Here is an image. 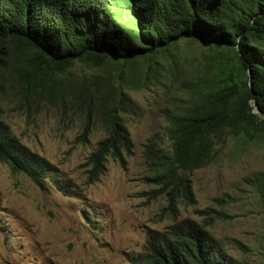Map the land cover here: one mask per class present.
<instances>
[{
	"label": "trees",
	"instance_id": "1",
	"mask_svg": "<svg viewBox=\"0 0 264 264\" xmlns=\"http://www.w3.org/2000/svg\"><path fill=\"white\" fill-rule=\"evenodd\" d=\"M180 42H195L213 55L205 58L193 83L181 85L187 96L183 106L166 111L169 148L148 139L144 158L152 171L147 181L168 196L169 210L175 211L178 199L192 205L189 176L214 161L217 145L230 139L244 147L264 138V119L250 106L254 99L264 115V0H0V106L14 90L22 91L25 100L63 94L62 76L75 62L128 70L133 84H106L97 100L104 107L99 121L106 136L87 159L86 182L93 184L104 174L109 156L125 167L133 153L120 114H136L137 105L125 89L148 85L136 84L140 65L156 71V58ZM168 68L172 72L175 64ZM84 87L74 91L90 98L92 91ZM92 124L84 120L81 142H87ZM0 161L38 185L51 169L1 121ZM248 184L261 200L264 226V172ZM214 201L218 207L204 209L203 226L183 220L151 232L145 251L129 263L244 264L206 230L233 218L225 210L229 199Z\"/></svg>",
	"mask_w": 264,
	"mask_h": 264
},
{
	"label": "rangeland",
	"instance_id": "2",
	"mask_svg": "<svg viewBox=\"0 0 264 264\" xmlns=\"http://www.w3.org/2000/svg\"><path fill=\"white\" fill-rule=\"evenodd\" d=\"M212 55L195 42H180L156 58V71L140 65L136 84L148 85L125 89L137 105L136 114H120L133 153L125 168L109 158L104 174L90 185L87 158L106 135L99 121L104 107L97 100L106 84H133L131 73L114 65L92 68L75 62L62 76L63 94L25 100L22 91H12L0 106V121L51 169L38 185L0 161V264H129L133 255L144 252L149 232L183 219L203 225L204 209L217 208L218 198L229 199L225 210L233 218L206 230L237 260L264 264L262 203L248 184L264 172V138L244 147L230 139L217 145L214 161L189 176L194 205L177 202L175 211L169 210L168 196L147 181L152 171L144 144L155 138L169 148L166 111L183 106L187 96L181 85L193 83ZM170 64H175L172 72ZM74 85L93 95H81ZM85 119L93 128L88 141L81 142Z\"/></svg>",
	"mask_w": 264,
	"mask_h": 264
},
{
	"label": "clouds",
	"instance_id": "3",
	"mask_svg": "<svg viewBox=\"0 0 264 264\" xmlns=\"http://www.w3.org/2000/svg\"><path fill=\"white\" fill-rule=\"evenodd\" d=\"M124 125H125V124H124ZM125 127H126V126H125ZM126 129H127V128H126ZM127 131H128V130H127ZM128 133H129V131H128ZM105 136H106V135H105ZM105 136H104V137H105ZM129 136H130V134H129ZM104 137H103V138H104ZM130 138H131V137H130ZM15 139H16V138H15ZM17 141H18V140H17ZM87 141H88V140H87ZM131 141H132V140H131ZM18 142L20 143V141H18ZM132 143H133V142H132ZM20 144H21V143H20ZM96 147H97V146H96ZM133 148H134V146H133ZM95 149H96V148H95ZM36 156H37V155H36ZM128 157H129V156H128ZM109 158H111L113 161H115L112 157L109 156V157L107 158V162H108V159H109ZM126 158H127V157H126ZM87 159H88V158H87ZM44 161H45V160H44ZM45 162H46V161H45ZM107 162H106V164H107ZM115 162H117V161H115ZM86 163H87V162H86ZM117 163H118V162H117ZM118 164H119V163H118ZM105 166H106V165H105ZM125 166H126V165H125ZM87 167H88V166H87ZM120 167H122V166H120ZM122 168H125V167H122ZM87 170H88V169H87ZM105 171H106V170H105ZM19 173H21V172H19ZM48 173H49V172H48ZM48 173L46 174V176L44 177V179L47 177ZM23 174H24V173H23ZM24 175H25V174H24ZM102 175H103V174H102ZM27 177H28V176H27ZM28 178H29V177H28ZM99 178H100V176H99ZM99 178H98V179H99ZM29 179H30V178H29ZM30 180H31V179H30ZM31 181H32V180H31ZM97 181H98V180H97ZM97 181H96V182H97ZM32 182H33V181H32ZM94 183H95V182H94ZM94 183H93V184H94ZM89 185H90V184H89ZM194 199H195V198H194ZM177 202H182V203H184V202L182 201V199H180V200L178 199ZM177 202H176V203H177ZM176 203H175V207H176ZM194 203H195V201H194ZM184 204H185V203H184ZM185 205H186V204H185ZM192 205H194V204H192ZM187 206H190V205H187ZM168 207H169V204H168ZM202 215H203V214H202ZM203 219H204V217H203ZM183 220H190V219H183ZM183 220H181V221H183ZM190 221L195 222L196 224L201 225L200 223H198V222H196V221H193V220H190ZM179 222H180V221H179ZM176 223H178V222H176ZM176 223H175V224H176ZM173 225H174V224H173ZM173 225H171V226H173ZM203 225H204V224H203ZM203 225H202V226H203ZM171 226H169V227H171ZM169 227H168V228H169ZM168 228H166V229L163 230V231H166ZM206 228H207V227H206ZM151 232H162V231H151ZM151 232H149V233H151ZM207 232H208V231H207ZM208 233H209V232H208ZM209 234H210V233H209ZM147 236H148V234H147ZM146 245H147V239H146ZM145 248H146V247H145ZM144 251H145V250H144ZM141 254H142V253H141ZM228 254H229V253H228ZM133 256H138V255H133ZM133 256H132V257H133ZM132 257H131V258H132ZM131 258H130V260H131ZM130 260H129V262H130ZM129 262H128V263H129ZM129 264H130V263H129Z\"/></svg>",
	"mask_w": 264,
	"mask_h": 264
},
{
	"label": "water",
	"instance_id": "4",
	"mask_svg": "<svg viewBox=\"0 0 264 264\" xmlns=\"http://www.w3.org/2000/svg\"><path fill=\"white\" fill-rule=\"evenodd\" d=\"M247 76H248V85L249 87H251V83H252V78H251V74L249 71H247ZM250 106L253 108V113H257L259 115L260 118L264 119V115H262V113L260 112V110L258 109L256 103H255V100L252 99L250 101Z\"/></svg>",
	"mask_w": 264,
	"mask_h": 264
}]
</instances>
